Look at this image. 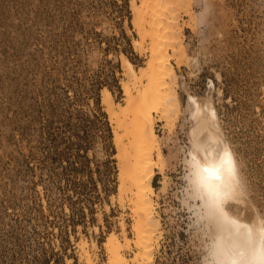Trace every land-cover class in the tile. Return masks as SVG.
I'll return each instance as SVG.
<instances>
[{"label":"rangeland","instance_id":"1","mask_svg":"<svg viewBox=\"0 0 264 264\" xmlns=\"http://www.w3.org/2000/svg\"><path fill=\"white\" fill-rule=\"evenodd\" d=\"M133 3L0 0V264H85L80 243L107 264L108 236L133 238L130 186L118 189L120 162L132 161L116 156L102 100L107 90L124 106L122 55L147 67ZM179 8L178 118L168 127L153 113L163 154L152 180L153 264H217L215 240L227 228L196 194L189 154L210 132L227 144L239 178L232 212L264 226V0ZM189 97L215 109L213 123L198 125ZM134 252L123 251L129 260Z\"/></svg>","mask_w":264,"mask_h":264},{"label":"bare ground","instance_id":"2","mask_svg":"<svg viewBox=\"0 0 264 264\" xmlns=\"http://www.w3.org/2000/svg\"><path fill=\"white\" fill-rule=\"evenodd\" d=\"M138 1L137 7L133 3V24L141 41L149 40L147 67L136 70L125 56H121L123 75L127 79L122 83L124 106L116 104L109 91L102 92L109 120L114 122L115 130L121 132V135L115 130L113 132L116 156L132 161L120 162L118 189L121 195L126 186H130L133 196L130 198L133 238L129 239L124 230L121 240L110 234L103 244L107 264H153L160 225L152 200V180L154 169L163 158L158 135L154 130L153 113L159 114V119L172 127L179 112L175 90L176 74L171 64V59L177 53L176 47L180 45L175 15L176 10L184 3L190 4V0H173V3L168 0ZM172 5H176L177 9L173 6L175 11ZM168 49L172 50V55ZM210 83L213 86V82ZM189 101L194 107L191 116L200 127H204L202 123L205 118L213 123L216 118L214 108L201 106L194 97H189ZM123 138H126L127 144H123ZM193 145L189 163L194 176L195 192L206 209L217 214L227 228L226 234L215 240L216 263L249 264L252 256L264 249V226L259 220L252 224L236 211L232 212L234 204L239 203L236 197L239 178L234 154L227 144L220 146L212 132L202 140H195ZM131 244L135 252L129 260L123 251ZM80 251L85 264H96L82 243Z\"/></svg>","mask_w":264,"mask_h":264},{"label":"clouds","instance_id":"3","mask_svg":"<svg viewBox=\"0 0 264 264\" xmlns=\"http://www.w3.org/2000/svg\"><path fill=\"white\" fill-rule=\"evenodd\" d=\"M249 264H264V249L258 250L250 259Z\"/></svg>","mask_w":264,"mask_h":264}]
</instances>
